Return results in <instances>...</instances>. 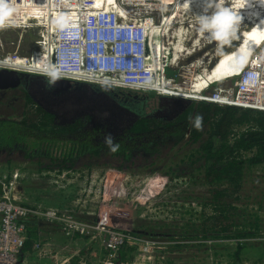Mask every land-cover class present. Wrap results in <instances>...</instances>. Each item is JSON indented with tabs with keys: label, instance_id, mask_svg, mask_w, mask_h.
I'll return each instance as SVG.
<instances>
[{
	"label": "rangeland",
	"instance_id": "obj_1",
	"mask_svg": "<svg viewBox=\"0 0 264 264\" xmlns=\"http://www.w3.org/2000/svg\"><path fill=\"white\" fill-rule=\"evenodd\" d=\"M24 2L27 3V0ZM126 2L129 7L143 12L146 10L147 13H141L138 17L150 18L152 21L149 43L147 45L145 41L144 44L149 54L146 63L151 64L154 72L153 80L158 78L159 81V78L164 79L170 75L172 80L169 84L182 83L184 78L178 76V70L192 63L199 55L193 59L190 57L191 60L186 58L191 55L186 48L193 43L196 34L193 24L189 25L193 26L190 27L192 36L190 33L187 37L183 35L186 45L182 49L175 47L178 42L174 34L183 23L181 19L172 20L171 14H174L172 10L181 1ZM177 11V16L183 18L181 7ZM27 16L35 17L37 13L29 8ZM37 25L40 26L39 22ZM31 37L28 28H23L22 25L0 27V57H6L16 50L28 51L30 45H24V42L33 40ZM152 55L154 60L150 59ZM214 86L216 85L205 91L209 89V92ZM93 87L112 89L99 85ZM124 90L146 93V99L142 98L143 95H136L139 102L144 100L136 109H143L146 114L166 119L172 118L173 114L179 113L186 105L182 101L173 102L169 99H184L181 97L184 95L176 96V92L162 95L151 89ZM83 91L96 95L87 88ZM192 101L195 100L191 99L190 102ZM98 105L92 110L81 105L74 107L94 112L95 117L100 115V119L104 121L109 119L107 122H110L113 131L120 129L117 124L123 125V120L131 122L136 118L132 112L127 115L108 110V104ZM23 109V101L8 99L0 102V117L19 118ZM111 113L117 114L111 117ZM194 146L195 144L190 146L180 143L174 147L160 148L156 153L157 158L151 154L146 156L145 153H136L133 162H126L127 165L120 169L116 168L117 158L110 156L107 151L102 152L100 157L80 156L68 174L60 178L49 174L47 175L50 177L38 176L43 171L39 169L41 166L51 164L49 159H25L18 150L1 152V175H6L7 180H10L16 170L25 174L24 177L17 178L13 185L17 200L24 204L39 205L41 208L67 209L70 218L87 225V235L73 236L44 227L46 252L31 254L27 259L28 264H101L109 254L104 247L109 230L123 231L132 237L127 243L132 248L127 254L130 261L115 260L113 264H264V165L247 168L240 185L234 191H230V188L227 191L226 200L236 208L235 233L240 235L226 237L217 232L202 235L197 225L203 219V212L210 211L209 207L202 208L201 203L209 198L211 186L188 174L185 162ZM52 151L58 152L59 149ZM228 234H234V231ZM235 241L242 245L237 255Z\"/></svg>",
	"mask_w": 264,
	"mask_h": 264
},
{
	"label": "built area",
	"instance_id": "obj_2",
	"mask_svg": "<svg viewBox=\"0 0 264 264\" xmlns=\"http://www.w3.org/2000/svg\"><path fill=\"white\" fill-rule=\"evenodd\" d=\"M14 1L8 0L6 3L14 4ZM27 3L37 5V16L43 17L42 34L45 35L51 25L60 24V39L55 35L56 29L52 28L56 37L52 36V43L57 46L64 43L58 46L56 58H62L58 62L61 71L69 73L70 70V74L82 77V80L73 81L118 89H151L159 93L154 89L158 78L153 80L154 72L151 64L146 63L149 54L147 47H144L146 37L148 39L153 29L152 21L138 17L141 13H147L146 10L143 12L129 7L126 0H69V3L62 0H34ZM7 12L14 22L27 17H22L25 13L23 9ZM45 41V37L41 39V45ZM150 59L154 60V56ZM43 76L66 78L62 75ZM215 85L209 92L203 93L210 100L195 101L264 112V41L253 50L249 64L240 75ZM68 172L42 171L37 174L39 177H50L49 174L60 178ZM24 176L18 170L10 180L0 174V264H17L20 258L19 264H28L27 259L31 254L45 253L44 227L58 230L66 236L87 235V225L70 218L69 210L41 208L17 200L13 185L17 178ZM29 236H32L30 249L22 252ZM130 239L132 237L126 232L109 230L104 241L109 254L101 264H113L119 248Z\"/></svg>",
	"mask_w": 264,
	"mask_h": 264
},
{
	"label": "trees",
	"instance_id": "obj_3",
	"mask_svg": "<svg viewBox=\"0 0 264 264\" xmlns=\"http://www.w3.org/2000/svg\"><path fill=\"white\" fill-rule=\"evenodd\" d=\"M119 90L137 96L143 95L144 99L147 97L146 93ZM28 101L31 102L29 98ZM142 102L135 103V107ZM135 107L133 110L137 117L123 130L120 139L113 142L119 144L115 152L106 143L40 141V132L44 129H47V135L73 131L75 127L72 124H69V128L53 124L51 116L37 107L36 110L42 112L37 121L0 118V153L22 149L25 151V159H49L51 164H45L39 169L59 173L62 170L70 171L79 156L100 157L102 151L117 158L116 168L120 169L127 165L126 162L132 163L136 153L149 152L152 157L157 158L156 153L160 148L174 147L180 143L190 146L195 144L185 162L188 174L211 186L209 198L201 203L202 208L209 207L210 212H203V219L197 225L199 231L202 235L217 232L226 237L239 236L240 233H235L236 208L226 200V195L229 188L234 191L240 185L247 168L264 165V112L192 101L172 118L166 119L146 116L143 109L137 110ZM196 115L202 117L199 128L194 125ZM54 149L59 151L53 152ZM232 231L234 234L231 236L228 233ZM127 243L126 241L119 248L116 260L130 261L127 254L132 248ZM31 244L32 236H29L22 252L30 249ZM235 244L237 255L242 245L238 241Z\"/></svg>",
	"mask_w": 264,
	"mask_h": 264
},
{
	"label": "bare ground",
	"instance_id": "obj_4",
	"mask_svg": "<svg viewBox=\"0 0 264 264\" xmlns=\"http://www.w3.org/2000/svg\"><path fill=\"white\" fill-rule=\"evenodd\" d=\"M28 1L29 0H27V2ZM62 1L69 3V0ZM180 1L181 4L179 3L178 6L172 10L174 14H171L172 20L181 19V23H183L174 34V38L176 39V42H178V44H175V47L177 46L182 49L183 45H186L184 42L186 39L183 38V35H186L187 37L190 33L192 36V28L190 27L193 26L189 25L193 24L196 34L194 35L193 43L186 48L187 53L191 54L186 58L187 60H191L190 57L193 59V57L197 56V54L199 56L192 63H188L178 70V76H182V78H184L182 83L173 85L169 84V81L172 80V76L167 75L164 79L160 78L159 81H157L158 84H154V89L159 91L162 95L166 93L174 94V92H176V96L184 95L181 96L184 99L203 101L210 100L205 97L203 91L212 87L215 83H220L230 77L240 75L246 68V65L249 64L253 50L264 41V0H222L224 6L230 8L231 11L242 17L236 30L235 38H233L229 44L224 45L223 50H218L217 43L215 41L209 43L207 33L201 34L198 31L199 26L196 23L198 0H190V2L189 0ZM50 6L51 5L48 4L49 8ZM180 7L183 10V18H179L177 16V9ZM29 8L35 10L36 7L30 3H25L24 0H15L14 4H7L6 1L0 0V12H5L0 14V17L4 18V20H7V18L10 20L7 21L5 25L8 23L10 24L3 27H12L13 24L16 25V23H18L17 25H22L23 28L26 29L28 28V32L32 35L31 38L33 39L29 42H24V45H30V49L28 51L22 52L16 50L15 53H11L6 57H0V68L30 72L37 75H62L71 80H82V77L70 74V70H68V73L59 69L58 62L62 58H56V52L58 50V46L60 47L64 43L59 44L58 46L53 45L52 36L53 38L56 37L53 34L52 28L56 29L55 35L57 36V39H60L58 29L60 24L57 23L54 26L51 25L48 27V31L44 35L42 34L44 21L40 16H27L26 18H22L23 20H16L15 22L11 21L13 17L8 16L10 14H8L7 11L23 9L25 14L22 17H25L27 15L26 11H28ZM166 20L167 19H165V21ZM37 21L40 26L37 25ZM44 37L47 41L41 45L40 40ZM18 42L19 44H22L21 41ZM146 42L148 45L149 40L147 39ZM33 43H35V45L32 46L31 44ZM193 46L194 48H197L193 53H191L192 49H194ZM85 71L88 72L87 69H85ZM88 73L91 74V72Z\"/></svg>",
	"mask_w": 264,
	"mask_h": 264
},
{
	"label": "flooded vegetation",
	"instance_id": "obj_5",
	"mask_svg": "<svg viewBox=\"0 0 264 264\" xmlns=\"http://www.w3.org/2000/svg\"><path fill=\"white\" fill-rule=\"evenodd\" d=\"M23 73H26L27 75L24 74L21 76V82L18 86L6 90H0V102H5L8 99L14 102L23 101L24 109L22 115L19 118L14 119L20 120L22 118H26L29 120L37 121V118L42 115L41 111L36 110L37 107H39L40 110L47 112L51 116L53 124L57 126H67L68 128L69 124H72L71 126L75 127L73 131L68 130L65 132H56L54 134L47 135V129H41L42 131L40 132L41 134L39 137H42V139H39L38 137L40 141H42L43 139L45 141L56 142L87 141L93 144H104L105 137L110 135L112 138V142H115L120 139L119 136L122 135L123 130H126L131 124L130 121L123 120V125H118L119 123L117 124L120 129L113 131V127H108L105 121L103 119H100V115L95 117L94 112L75 108L74 106L77 105L70 104L68 99L58 101L59 98L56 97V94L54 96L39 95V92L44 91L51 83V77L27 72ZM29 75H37L38 77L31 78ZM33 87L36 91L35 93L30 92V88ZM92 89L95 91V93H102L104 95V99H109V102H111V104H108V106L110 109H112V111L115 110L116 112H121L127 115H130L132 112V115H135L137 117L135 111L133 110V108L136 106L135 103L139 102V100H137L136 98V95H133L131 93L128 94L127 92L123 93L118 88L109 89L94 87ZM33 94L39 101H37L36 98L33 97ZM27 97L31 100V102L28 101ZM142 98H144V96H142ZM69 106L72 107L69 108ZM149 115L151 114H147L146 116ZM151 116H154L156 118H165L163 116H156L153 114ZM0 118L6 117L1 116ZM18 151H20L23 155L25 153V151L22 149H18ZM145 154L146 156L150 155L149 152H145ZM20 259L18 261H20Z\"/></svg>",
	"mask_w": 264,
	"mask_h": 264
},
{
	"label": "water",
	"instance_id": "obj_6",
	"mask_svg": "<svg viewBox=\"0 0 264 264\" xmlns=\"http://www.w3.org/2000/svg\"><path fill=\"white\" fill-rule=\"evenodd\" d=\"M24 74L26 73H23L18 70L0 68V90H6L18 86L21 82V76ZM29 76L31 78L38 77L37 75H29ZM51 78H52L51 83L44 91L39 92V95L54 96L56 94V97L59 98L58 101L68 99L70 104L81 105L84 108L90 107L89 109L91 110L94 109L95 108L94 106L98 104L100 106L111 104V102H109V99H104V95L102 93H95V91L92 89L94 87L93 85L91 86V84L77 82L66 78H58V77H51ZM86 88L90 89V91L92 93H95L96 95L85 93L83 90ZM30 92L33 93L36 92L34 87L30 88ZM33 97L36 98L34 94ZM169 99H171L173 102L182 101L186 104L190 103L189 99H181V98L179 99L174 97H170ZM36 100L39 101L37 98ZM108 110H112V109L108 108ZM116 114L117 113H111V117H115ZM174 115L175 114H173V116ZM105 121L107 123V126L110 127L111 126V124H109L110 122H107L110 120L105 119ZM132 121L130 123H132ZM0 192H1V184H0ZM17 264H19V261L17 262Z\"/></svg>",
	"mask_w": 264,
	"mask_h": 264
},
{
	"label": "clouds",
	"instance_id": "obj_7",
	"mask_svg": "<svg viewBox=\"0 0 264 264\" xmlns=\"http://www.w3.org/2000/svg\"><path fill=\"white\" fill-rule=\"evenodd\" d=\"M190 2V0H189ZM242 17L223 5L222 0H198V12L196 23L201 34L207 33L209 43L215 41L218 50H223V46L230 43L235 38L236 30ZM6 21L0 17V27L5 26ZM202 117H194V125L199 128ZM105 143L110 150L115 152L119 144H113L111 136L105 137Z\"/></svg>",
	"mask_w": 264,
	"mask_h": 264
}]
</instances>
